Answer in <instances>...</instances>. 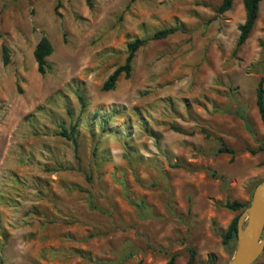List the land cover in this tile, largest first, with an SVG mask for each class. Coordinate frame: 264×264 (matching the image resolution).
<instances>
[{
	"label": "rangeland",
	"instance_id": "1",
	"mask_svg": "<svg viewBox=\"0 0 264 264\" xmlns=\"http://www.w3.org/2000/svg\"><path fill=\"white\" fill-rule=\"evenodd\" d=\"M219 2L0 0L1 264L229 263L220 236L241 210L224 205L248 204L264 178V151L249 154L264 147V0L235 54L242 5L216 15ZM135 39L148 41L128 78L101 92Z\"/></svg>",
	"mask_w": 264,
	"mask_h": 264
},
{
	"label": "trees",
	"instance_id": "2",
	"mask_svg": "<svg viewBox=\"0 0 264 264\" xmlns=\"http://www.w3.org/2000/svg\"><path fill=\"white\" fill-rule=\"evenodd\" d=\"M134 1L135 0H129V3H132ZM234 1H237V0H220L219 5L215 9V14L221 15L229 11ZM239 1L241 2L242 9L244 12V19H243L242 24L236 27L237 38L235 40V44H234V48L232 52L233 54H235V52H237L239 47H241L245 43L249 34L251 33L252 28L257 19L258 6H259V3L261 2V0H239ZM176 31H177V28L162 29V30L154 32L148 40H152V41L163 40L167 38L168 36L173 35ZM148 40L135 39L132 42L126 44V47H125L126 57L124 59L123 65L116 68L107 77L105 82L101 85V88H100L101 92L111 91L114 88V85L120 75H123L124 78H128L130 74V65L134 57V54ZM0 53H1V63L3 66H5L8 63L7 50L2 46L0 49ZM50 54H51V46L49 42L47 41L45 37H41L36 43V45L34 46L33 51H32V58L35 63V70L39 76H43L44 74L50 71V67L45 61V59L48 56H50ZM77 101L80 106V109H83L84 104L81 98L78 97ZM254 107L256 109V113H257L260 125L262 129L264 130V94H263L261 79L258 80L255 86ZM239 119L243 122L245 127H247L246 120L242 116H240ZM73 130H74V127L70 128V131L67 132L64 128L60 127L57 136L68 141L72 146L73 152L75 153L77 147H76V141L72 136ZM172 130L174 132H178L175 129H172ZM205 137H208V135L205 134ZM218 142L220 144V147L217 148L216 153L228 155L231 161L233 154H234L233 151L225 147L221 143L220 140H218ZM263 151H264V147L259 146L255 151H249V154L254 155L258 152H263ZM247 206L248 204L242 205V204H238L237 202H231V203H226L224 205V208L231 212H236L238 210H241L242 212L245 208H247ZM238 216H235L230 221L224 233L220 236L222 245L228 246V245H232L235 243L236 220ZM173 259H174L173 256L170 257L169 260L166 262V264H173Z\"/></svg>",
	"mask_w": 264,
	"mask_h": 264
},
{
	"label": "water",
	"instance_id": "3",
	"mask_svg": "<svg viewBox=\"0 0 264 264\" xmlns=\"http://www.w3.org/2000/svg\"><path fill=\"white\" fill-rule=\"evenodd\" d=\"M264 247V178L252 190L250 201L237 217L235 246L228 264H252Z\"/></svg>",
	"mask_w": 264,
	"mask_h": 264
}]
</instances>
